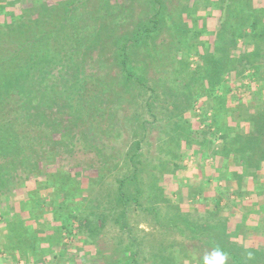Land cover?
Instances as JSON below:
<instances>
[{"label": "rangeland", "instance_id": "374dc122", "mask_svg": "<svg viewBox=\"0 0 264 264\" xmlns=\"http://www.w3.org/2000/svg\"><path fill=\"white\" fill-rule=\"evenodd\" d=\"M8 1H15L20 12L34 4L33 0H0L4 4ZM263 1L255 0V4ZM192 2L166 0L173 12L171 20L188 21L186 15L182 18L181 9ZM214 2L220 0H200L198 13L203 16L208 14L207 10L213 13L207 24L217 33L221 12L212 10ZM151 3L152 0H89L85 8L91 15L85 12L84 21L71 27L69 31L76 33L71 44H59L66 56L71 51L82 54L83 71L100 79L102 86L98 88L107 93L102 99L103 108L100 106L103 124L97 125V118L87 113L82 114L85 119L79 125L62 120L66 115H59L56 121L59 125L50 123L49 127L52 131L59 129L50 142L58 153L54 166H49L50 145L44 146V142H40L43 149L38 148L44 154L39 165L34 160L33 164H20L8 157L0 158V250H7L13 243L19 247L21 241L31 242L29 249L34 250V246L59 237V260L53 257L56 264H204L217 246L228 254L227 264H237L232 255L241 256L245 250L251 251V256L257 252V258L246 256L241 260L264 264V56L262 60L253 58L257 63L261 61L259 77L250 76L253 69L240 74L234 71L227 76L233 87L226 105L231 110L229 115H224L228 111L215 98L206 97L203 102L208 114L210 107H215L216 113L227 117L220 119V125L226 129L224 139L219 131L215 133L214 126L207 125L200 109L188 107L187 94L182 93L184 84L189 83L191 69L197 65V56L193 55L185 68L178 62L183 57L181 52L167 51L161 62L150 61L157 44L176 43L185 35L192 36L191 31L187 33L186 23L184 30L165 28L154 35V41L150 40L153 45L147 50L144 42L132 49L131 65L138 74L145 68L144 83L148 88L127 87L115 55L116 41L123 35L133 37L136 26L149 18ZM92 16L99 17L98 22ZM21 21L26 19L18 20ZM202 21L204 18L198 24ZM94 22L100 23L103 31L98 27L100 36L95 34L97 28H91ZM0 28L10 26L0 21ZM214 33L207 39L214 41ZM201 38L206 39L205 35ZM251 45L249 49L253 50L255 44ZM246 49L243 44L233 53L240 61L237 72L252 59L243 58ZM64 78L71 82L70 75ZM188 86L192 87V83ZM152 87L154 99H150ZM259 112L263 113L262 124L253 122L252 117ZM93 121L96 123L92 124ZM60 135L65 137L59 140ZM78 139L79 146H72L70 140ZM85 139L90 147L83 146ZM139 139L142 142L135 179L130 177L136 166L131 156ZM215 151L220 154L196 162L197 157ZM72 175L80 184L74 183ZM125 179L129 198L119 194L121 181ZM215 199L222 204L213 215L211 211L217 207ZM37 201L42 202L40 209L34 203ZM126 201L127 207L122 204ZM123 213L124 226L118 222ZM76 216L87 218L89 228L96 230L91 234L82 232ZM65 223L68 228L62 229ZM69 229L71 232H67ZM39 230L52 234L32 237ZM253 233L257 235L255 248L248 247ZM4 253L0 264L8 263ZM15 256L14 253L13 259Z\"/></svg>", "mask_w": 264, "mask_h": 264}, {"label": "trees", "instance_id": "16d2710c", "mask_svg": "<svg viewBox=\"0 0 264 264\" xmlns=\"http://www.w3.org/2000/svg\"><path fill=\"white\" fill-rule=\"evenodd\" d=\"M14 2L8 1L6 4L0 2V21H4L6 26H10L5 30L0 28V158L8 157L20 164L39 165L44 154L40 153L38 148L43 149V144L40 142H44V146L50 145L47 158L52 161L49 166H54L58 153H56L57 150L53 147V143L50 142L53 140L52 135L55 132L59 133V129L54 128L52 131L49 127H51L50 123L59 125L56 123L59 115H66L67 117H63L62 120L79 125L78 122L85 119L82 114L87 113L89 117L97 118V125L103 124L104 113L100 106L102 107V99L107 97V93L103 92L105 91L103 87L102 90H99L98 85L102 86L100 79L95 78L91 74L92 72L83 71L81 62L84 58L82 54L71 51V54L66 56V53H62L65 51L59 45L71 44V38L76 36V33L73 32V35L69 31L71 27L74 28L75 23L84 21L85 12H88V16L91 15L90 10L85 8V4L89 0H53L52 4L46 0H33L34 4L31 7L22 8L21 12ZM199 2L200 0H193L192 3L184 4L181 9L182 18L184 19V14L188 21H175V18L171 20L173 12L168 8L166 0H152V11L149 18L136 26L133 37H127L128 35L119 37L116 41L118 48L115 55L125 76L127 87L138 85L148 88L144 83L146 80L145 68L141 69L142 73L138 74L136 67L131 65L132 49L144 42L147 50L149 46L153 45L150 40L154 41V35L166 29L169 31L171 28H175V32L181 28L184 30L183 23H186L185 25H188L187 33L191 31L192 36L180 37L181 39L176 43L165 41L157 44L156 51L152 54L150 61L152 63L161 62L166 57L167 51L168 54L169 51L176 52V54L181 52L183 57L179 58L178 62L185 68L189 67L192 62L190 61L192 56H197V65L191 69L189 83L184 84L185 90L182 93L187 94L188 107L200 109L202 115H205L203 118L207 119V125L214 126L215 133L219 131L222 138L226 139V129L225 126L220 125V119L227 117L216 113L215 107L214 109L210 107L211 113L208 114L203 102L206 97L215 98L217 104L228 111L223 114L229 115L231 110L226 105L230 101L228 94L232 93L233 87L227 76L234 71L237 74L242 73L241 71L244 73L247 69H253L251 77L260 75L261 61L257 63L253 58L262 60L264 56V1L260 5H256L255 0L214 2L212 10L217 9L221 12L218 17L220 27L217 33L211 31L207 24L213 13L207 10L206 16L200 15L198 13ZM205 2H209V0H205ZM17 10L20 13L16 12ZM92 17L95 22H98L99 17ZM202 18L204 21L200 25L198 21ZM19 19H26V21L18 22ZM95 22L92 23L91 28L92 30L97 28L95 34L100 36L98 28L100 23L95 24ZM100 29L102 31L101 27ZM213 33L216 35L215 40L210 41L207 37ZM203 35L206 39L201 38ZM252 43L255 44V48L250 50ZM243 44L247 48L243 58L248 60V57L251 56L252 59L247 62L248 65L243 68L244 70L237 72L240 61L233 53ZM71 46L73 47V45ZM148 56L151 57L150 54ZM65 75L71 76V82L64 78ZM190 82L192 87L188 88ZM153 88H149L151 90L150 99L155 98L156 93ZM120 97H122L121 93ZM148 107L153 113V107L149 101ZM262 114L259 112L255 115L258 116L257 119L255 116L252 117L253 122L262 124ZM95 123L93 121L92 124ZM69 129H66L67 134ZM63 135L66 136L65 133ZM63 135H60L59 140L65 137ZM55 136L58 137V135ZM86 140L83 142V146L90 147V143H87L88 140L87 142ZM70 142L72 146L76 144V147L79 146L80 139L70 140ZM141 142V139L136 140V152L131 156L136 166L134 165L135 171L130 177L135 179L137 178V162L140 161L137 157L140 156ZM217 154H220L219 151H215L209 156L201 155L196 158V162L198 163L202 159L209 160L210 156ZM242 157L244 159L246 155L243 153ZM33 160L34 162L31 163ZM243 162L246 163L245 160ZM73 177L74 175L70 178ZM77 180L74 179V183L80 184ZM56 181L59 182V180ZM125 181L126 179L121 181L119 194L129 198L125 190ZM199 194L203 195V192L199 191ZM193 195L196 196V193ZM199 200L201 201L202 197H199ZM118 201L120 202L122 199L118 198ZM34 203H37L38 209L42 207L41 201ZM215 203L217 207L211 211L213 215L216 214L221 200L215 199ZM122 204L127 207V201ZM122 210L126 212V208ZM36 215L38 216V213ZM124 216L123 213L118 218V222L123 226L125 225ZM76 219L80 223L82 232L91 234L96 230L89 228L87 218L76 216ZM64 228H68L67 223L63 225L62 229ZM67 232H71V230L69 229ZM217 247L222 248V246ZM242 252L244 254L241 256L237 253L232 255L237 264H250L246 258L241 260L246 256L257 258V252L253 256H251V251ZM253 259L251 260L254 261Z\"/></svg>", "mask_w": 264, "mask_h": 264}, {"label": "crops", "instance_id": "0c3cea01", "mask_svg": "<svg viewBox=\"0 0 264 264\" xmlns=\"http://www.w3.org/2000/svg\"><path fill=\"white\" fill-rule=\"evenodd\" d=\"M221 204H222V201H221ZM32 231L35 232L34 230H31V232ZM7 233H8V231H7ZM2 234H4V233H2ZM50 234H52V232ZM50 234H49V232L47 233L44 230H39V231H37L36 234L33 233L32 237H34L36 235H37L36 237H43V236L47 237ZM251 236L253 237V241H251L252 243H250V245H248V247H254L255 248L256 245H257L255 237L257 235L255 233H253ZM249 237H250V235H249ZM47 243H48L47 241H44L42 243V245L38 246V247L32 245V246L35 247V248H33L34 250L29 249V247L31 246L30 245L31 242L21 241V245H19V247L14 245L16 243H13V246H11V247L8 246L6 248L4 246L7 250H5V249L4 250H0V257H2L1 255L5 256L4 252H6L7 255H6V257H4V259L8 261L7 264H15L13 262L14 259H15L14 261H16V262H18V260H19L20 262H18V263H20V264H24V263L25 264H56L53 257H56V259L59 260V237H58L57 240L56 239L55 240L52 239L50 241V243H48V244ZM1 251H3V252H1ZM14 253L16 254L17 257L15 256V258L13 259V254ZM49 254L50 255L53 254V256H49Z\"/></svg>", "mask_w": 264, "mask_h": 264}, {"label": "clouds", "instance_id": "9594fccd", "mask_svg": "<svg viewBox=\"0 0 264 264\" xmlns=\"http://www.w3.org/2000/svg\"><path fill=\"white\" fill-rule=\"evenodd\" d=\"M228 254L222 249L216 248L212 251L210 257H206L204 264H227Z\"/></svg>", "mask_w": 264, "mask_h": 264}]
</instances>
